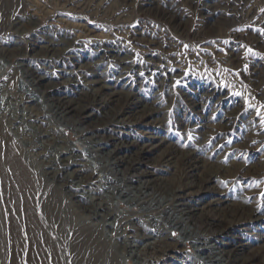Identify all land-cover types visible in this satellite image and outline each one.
Returning <instances> with one entry per match:
<instances>
[{"label": "rangeland", "instance_id": "rangeland-1", "mask_svg": "<svg viewBox=\"0 0 264 264\" xmlns=\"http://www.w3.org/2000/svg\"><path fill=\"white\" fill-rule=\"evenodd\" d=\"M90 2L91 7L85 10L80 6L75 7V4L59 7V4L63 3L62 0H0V46L9 50L10 53L25 52L26 56H32L34 59L37 54H41L46 49L40 47L45 46V42L39 37L42 33H38V29L48 28L49 25L52 28L54 23L58 28L61 25L68 33V37H77L82 43H87L86 39L89 38H95V41L102 38L101 40L105 42L104 46L109 48L116 43L115 39H118L122 44L118 47L121 48L119 57L127 52L129 60L127 64H131L132 49L135 47L140 49V46L145 48L146 54L151 59H149L150 66L153 69L154 67L160 69L156 75L161 74L157 79L147 78L146 75L143 81L140 79L141 82L138 83L132 95L131 110L124 106L126 100L120 98L119 101L108 104L111 106L109 111L120 110L124 106L121 116L128 119H137L140 109L154 107L160 111L148 114L144 110L143 120L137 121L127 129L122 126L121 133L113 132L108 126L97 130L116 135V139L124 140L121 142H134L135 145L131 146V149L130 144L122 146L127 153L140 150L141 147L145 148V151L141 153L140 167L157 171V177L167 179L165 181L169 188L178 183L175 178L181 172V162L176 161L173 167L159 162L165 154L164 147L169 144L177 146V155L181 151L195 150V155L200 156L201 160L206 159L207 165L205 170L203 169L205 174L202 173L192 179L195 187L186 190L188 193L190 191L194 193L191 196L193 203L198 207L212 208L214 204L210 202L223 196L219 193H224L228 199L233 200L235 206L229 211H216L213 208L211 210V213L223 219V224L234 221L233 228L227 231V236L223 235L221 240L225 241L232 236L238 237L241 243H245L243 244L245 251H248L250 255L253 253L257 255L258 263L264 264L262 262L264 261V11H261L264 9V0H90ZM95 3L97 6L94 5ZM160 6L165 9L174 7L179 14L178 20L181 26L174 27L160 19V16H157ZM45 34L51 35V33ZM79 52L82 53V51ZM83 52L80 60L83 64L93 62L94 59L96 61L98 58L97 56L89 59L93 55L90 49ZM139 55H135L133 59L137 61L136 57ZM139 57L144 62V57ZM65 61L62 63H70V67L75 68L74 61L69 58ZM140 63L137 61L135 68H138ZM40 64L37 62L32 68L43 72L42 70L45 69H42ZM3 66L5 70L8 69L7 64ZM104 66L97 63L95 68L84 70V76L80 77L81 79L77 77L76 86H84V79H101L103 76L99 73ZM107 71L108 75L103 77V83L108 84L104 95H109L110 90L121 89L119 86L109 88L116 81V72ZM41 76L50 77L51 75L41 74ZM49 79L58 84L61 80L58 77ZM125 79L129 80L130 76H126ZM125 79L121 80V83L125 82ZM125 86H128L127 83ZM61 91V85H58L51 96H61ZM1 95L0 91V101ZM151 101H153L152 104ZM97 111L95 113L102 117V111ZM156 119L159 122L156 123ZM2 120L0 115V210L2 211H0V264H55L52 256L46 257L40 251V246L31 242L30 239L26 246V250L29 247L27 252L30 253L25 255L9 247L11 238L8 231L12 226L9 227L6 218L2 216L5 208L7 212L6 197L10 194L12 196L11 190L13 192L19 190L21 193L22 190L18 188L16 182H9V192L5 196L4 183H7L5 178L8 175L2 161L6 158L4 156L6 145L13 142L6 133L4 134L2 124L5 120ZM58 129L62 132L64 127L59 126ZM207 129L215 133H207L206 144L198 146L199 139L200 141L202 139L200 134H204ZM67 135H70V139H74V134ZM160 138H165V142L161 145H159ZM76 143L79 144L80 150L84 151L83 146L86 144ZM111 147L112 144H110ZM16 155L20 159L17 149ZM83 156L91 160L94 167L96 166L91 157L88 155L87 157L85 153ZM40 158L39 160H42ZM217 164L220 166L218 167ZM65 169L66 167L63 171ZM14 173L17 174L16 171ZM84 173L89 174L90 169H86ZM207 174L213 175L215 180L210 181L208 186L204 183L201 186L200 180ZM181 181L185 183V180L181 179ZM91 186L96 189L95 192L99 191L96 188V182ZM33 198L30 201V207L40 223V216L36 211L38 207L35 205V197ZM81 202L85 204L84 201ZM117 206L123 212L126 208L132 207L128 206L124 200H121ZM72 215L75 220L73 224L81 223L85 218V215L78 210ZM246 215L249 218L245 219ZM257 216L262 218L254 221ZM238 219H240L239 223L235 221ZM167 229L169 243H173L176 248L182 246L183 254H198L190 241L187 240V245L183 244L184 246L177 243L176 240L182 238L179 230ZM135 230L141 233L145 229L136 224ZM32 231L34 233V229ZM130 231L133 232L131 229ZM71 232L65 237H60L61 247L59 245L58 247L63 251L61 250L62 253L59 251L61 255L57 264H100L101 261L104 262L102 264H111V254L114 255L112 249L117 247V243L108 245L104 250H94L96 244L91 246L93 239L88 244L84 242L87 233H78L76 235L78 239H75L73 231ZM150 241L153 242V239ZM93 242L96 241L93 240ZM146 244L149 243H142L141 249ZM119 249V247L115 249L116 254L121 257L120 263L125 264L122 262L123 254ZM176 253L178 254L176 251L172 252V257L165 258L159 264H191L186 258L179 257ZM147 256L140 261L141 264H153L152 260L154 261L157 255L155 252H149ZM132 261L131 258L128 259V264H134Z\"/></svg>", "mask_w": 264, "mask_h": 264}, {"label": "bare ground", "instance_id": "bare-ground-1", "mask_svg": "<svg viewBox=\"0 0 264 264\" xmlns=\"http://www.w3.org/2000/svg\"><path fill=\"white\" fill-rule=\"evenodd\" d=\"M62 1L63 3L59 4V7H65L68 4H75V7L80 6L85 10L91 7L90 0ZM94 5L97 6L96 3ZM157 12V16L159 15L164 22L166 21L174 27L181 26L178 20L179 14L174 7L170 6L165 9L160 6ZM50 26L48 28L40 27L37 31L42 33V36L39 35V37L45 42V46L41 45L40 47L46 49L43 50V48L41 54H35L34 59L32 56H26L25 52L10 53L9 50L0 46V91L2 93L0 115L5 120L2 124L4 134L6 133L13 142L6 145L4 156L7 159L4 158L2 161L3 168L8 175L5 178L7 183H4L5 196L9 192V182H16L18 188L22 190V193L19 190L16 192L11 190L12 196L10 194L6 197L7 212L5 208L2 216L6 218L9 227L12 226L8 231L9 238H11L9 247L15 248L19 254L25 255L30 253L27 252L29 247L26 250L28 239H30L31 242L40 246V251L46 257L52 256L53 262L57 264L61 255L59 251L62 250L58 247V245L61 247L60 237H65L73 231L75 239H78L76 238L78 233H87V237L84 239L86 244L91 239L95 240L96 242L92 240L91 243V246L96 244L94 250H104L108 245L117 243V247L123 254L122 262L125 264H128L130 258L134 264H141L140 261H143L149 252L156 253L157 256L152 262L159 264L175 251L178 252L179 257L186 258L191 264H259L258 256L254 253L250 255L248 251H245L243 245L245 243H241L238 237L232 236L225 241L221 240V237L227 236L226 232L233 228L234 221L231 220L223 224V219L211 213V210L229 211L235 206V202L228 199L224 193H219L223 196L210 202L214 204L213 209H206L204 206L195 205L193 197H191L194 193L190 190L189 193L186 191L194 186L192 180L194 177L200 176L202 173L205 174L203 171L207 165L206 159L201 160L200 156H196L195 150L181 151L177 155V146L166 145L164 147L165 154L159 162L170 167H173V163L176 161L181 162V172L175 178L178 183L169 188L165 181L167 179L157 177V171L140 167L141 153L145 151V148L141 147L140 150L127 153L122 146L130 144L131 149V146L135 145L134 142H121L124 140L116 139V135H109L103 130H97L108 126L112 128L113 132L121 133L122 126L127 129L137 121L143 120L145 111L148 114L160 111L158 108L149 107L146 110L140 109L137 119L121 116L124 106L131 110L133 92L138 83L143 81V77L146 75L147 78L157 79L161 74L156 75L160 69L155 67L153 69L150 66L147 50L141 46H137L140 49L136 47L132 49L130 51L131 64H127L129 63L127 52L119 57L121 48L118 47L122 44L118 39H115L116 43L114 44L111 42L113 45L108 48L104 46L105 42L101 40L102 38H97L98 41H95V38H89L86 39L87 43H82L75 36V38L68 37V33L61 25H58L59 28L55 27L54 23L52 28ZM15 31L17 32V30ZM45 33H51V35ZM86 49L93 52L92 56L86 55L90 56L89 59L98 56L96 61L94 59L90 63H81L83 51ZM79 51H82L83 54ZM135 55L144 57V62L139 56H137L139 58L136 57L137 61L141 62L138 68H135L137 63L135 58L133 59ZM68 58L75 62V66H73L75 68L70 67V63H62H65ZM35 62H40L41 68L45 70H42L43 72L35 71L32 68L36 64ZM97 63L105 65L104 69L106 65L111 69L114 66L116 81L109 88L119 86L120 90H110L109 95H104V90L108 89V84L103 83V77L108 75V71L104 69L101 70V73L98 72L103 76H100L101 79H84V86H76L77 77L81 79L84 76V70L95 68ZM4 64L8 65L7 71L4 70ZM47 71L48 73H46ZM40 73L51 76L43 77ZM126 76H130V79L126 80ZM51 77L60 78L59 84L56 81H51L49 79ZM124 79L126 81L121 83L120 80ZM126 83L128 86H125ZM58 85H61V96L52 97V91L56 90ZM120 98L126 100L125 105L120 110L109 111L111 106L108 104L112 101H119ZM152 103L153 101H151ZM97 110L102 111V117L95 113L98 112ZM155 121L159 122L158 119ZM59 126H63L65 132L59 131ZM204 132V134L198 133L202 136L201 141L200 139V142L198 141V146L206 144L207 133L214 131L207 129ZM69 133L74 134V139H70V135H67ZM164 140L165 138H160L159 145L163 144ZM76 142L86 144L83 146L85 147L84 151L80 150L79 144ZM110 144H112L111 148ZM21 148L23 149L21 150ZM16 149L20 159L16 155ZM84 153L94 160L95 167L91 164V160L84 158ZM38 157L42 160H39ZM64 167H66L65 171H63ZM86 169H90V173L87 175L84 173ZM13 171H16L17 174ZM181 179L185 180V183ZM188 179L189 181H187ZM213 180L215 177L207 174L200 180V185L202 186L204 183L208 186V183ZM94 182H96L98 192H95L96 189L91 186ZM39 191H41L40 196L37 198ZM33 197H35V205L38 207L36 211L39 213L40 223L30 207ZM121 200L132 207L126 208L123 212L117 206ZM81 201H84L85 204ZM117 208L119 210H116ZM75 209L85 215L81 223L73 224L75 220L72 214L76 213ZM261 218V216H257L254 221H259ZM235 221L239 223L240 219ZM136 224L145 230L139 233L135 230ZM167 228L179 230L182 238L176 240L177 243L187 245L186 241H190L198 254H183L182 246L176 248L173 243H169L167 239L170 237ZM32 229H34V233ZM150 239H153V242H149ZM142 243L149 244L144 245V248L141 249ZM117 247L113 248L117 249ZM115 249H112L114 255L111 254V264H121V257L116 254ZM81 251L84 252V250ZM121 253L119 252V254ZM178 254L176 253V255ZM262 262L264 261L262 260ZM102 263L104 262L101 261L100 264Z\"/></svg>", "mask_w": 264, "mask_h": 264}, {"label": "built area", "instance_id": "built-area-1", "mask_svg": "<svg viewBox=\"0 0 264 264\" xmlns=\"http://www.w3.org/2000/svg\"><path fill=\"white\" fill-rule=\"evenodd\" d=\"M107 66H108V65H107ZM8 69H9V68H8ZM8 69H7V70H8ZM4 70H5V68H4ZM7 70H5V71H7ZM106 70H109V72H111V71H112V72H113V71H116L115 68H114V66H113V69H111L110 66H108V67H106ZM110 70H111V71H110ZM110 79H111V78H110ZM120 81H121V80H120ZM0 102H2V100H1ZM63 132H65V130H63ZM69 134H70V133H69Z\"/></svg>", "mask_w": 264, "mask_h": 264}, {"label": "snow or ice", "instance_id": "snow-or-ice-1", "mask_svg": "<svg viewBox=\"0 0 264 264\" xmlns=\"http://www.w3.org/2000/svg\"><path fill=\"white\" fill-rule=\"evenodd\" d=\"M261 11H264V9H262ZM251 51V50H250Z\"/></svg>", "mask_w": 264, "mask_h": 264}]
</instances>
